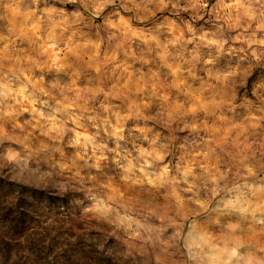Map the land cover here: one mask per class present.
Wrapping results in <instances>:
<instances>
[{
  "label": "clouds",
  "instance_id": "clouds-1",
  "mask_svg": "<svg viewBox=\"0 0 264 264\" xmlns=\"http://www.w3.org/2000/svg\"><path fill=\"white\" fill-rule=\"evenodd\" d=\"M0 264H264V0H0Z\"/></svg>",
  "mask_w": 264,
  "mask_h": 264
}]
</instances>
